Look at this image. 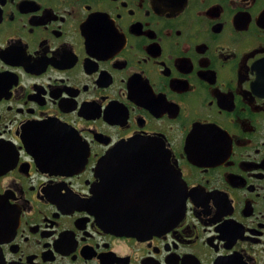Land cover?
Masks as SVG:
<instances>
[{"label":"flooded vegetation","instance_id":"af4514ba","mask_svg":"<svg viewBox=\"0 0 264 264\" xmlns=\"http://www.w3.org/2000/svg\"><path fill=\"white\" fill-rule=\"evenodd\" d=\"M0 264H264V0H0Z\"/></svg>","mask_w":264,"mask_h":264},{"label":"water","instance_id":"95a60500","mask_svg":"<svg viewBox=\"0 0 264 264\" xmlns=\"http://www.w3.org/2000/svg\"><path fill=\"white\" fill-rule=\"evenodd\" d=\"M114 158L113 156V151H111V153H109L108 155L105 156L104 159L101 160L100 163V170L101 169H107V171H114V167H113V163L111 162V160ZM104 182H105V178H104ZM184 211V207H171L168 209V214H170L171 218H172V222H175L179 219V217L182 215Z\"/></svg>","mask_w":264,"mask_h":264}]
</instances>
